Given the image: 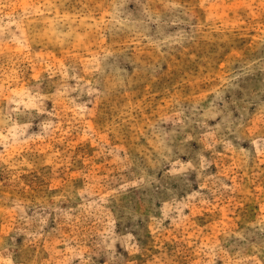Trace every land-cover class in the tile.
<instances>
[{
  "label": "rangeland",
  "instance_id": "obj_1",
  "mask_svg": "<svg viewBox=\"0 0 264 264\" xmlns=\"http://www.w3.org/2000/svg\"><path fill=\"white\" fill-rule=\"evenodd\" d=\"M0 264H264V0H0Z\"/></svg>",
  "mask_w": 264,
  "mask_h": 264
}]
</instances>
